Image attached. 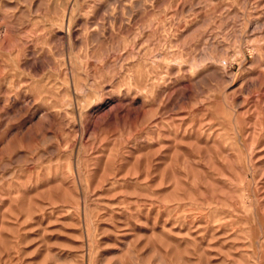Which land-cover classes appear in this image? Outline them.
<instances>
[{"label":"rangeland","instance_id":"1","mask_svg":"<svg viewBox=\"0 0 264 264\" xmlns=\"http://www.w3.org/2000/svg\"><path fill=\"white\" fill-rule=\"evenodd\" d=\"M0 264H264V0H0Z\"/></svg>","mask_w":264,"mask_h":264}]
</instances>
